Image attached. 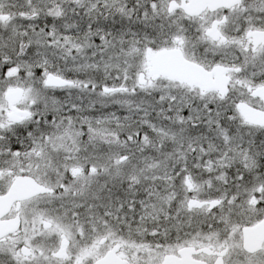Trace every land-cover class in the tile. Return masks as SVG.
Returning a JSON list of instances; mask_svg holds the SVG:
<instances>
[{"label":"snow or ice","instance_id":"snow-or-ice-1","mask_svg":"<svg viewBox=\"0 0 264 264\" xmlns=\"http://www.w3.org/2000/svg\"><path fill=\"white\" fill-rule=\"evenodd\" d=\"M0 264H264V0H0Z\"/></svg>","mask_w":264,"mask_h":264}]
</instances>
